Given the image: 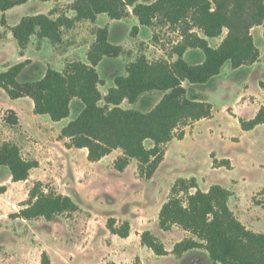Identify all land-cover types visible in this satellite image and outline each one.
I'll use <instances>...</instances> for the list:
<instances>
[{
	"label": "rangeland",
	"instance_id": "1",
	"mask_svg": "<svg viewBox=\"0 0 264 264\" xmlns=\"http://www.w3.org/2000/svg\"><path fill=\"white\" fill-rule=\"evenodd\" d=\"M75 1L31 0L0 13V73L28 61L18 82H36L48 69L61 72L72 62L87 63L96 29L104 27L108 28L109 42L123 47L125 52L115 59L104 58L97 66L103 82L99 86L102 96L114 86L116 77L126 74V65L141 56L149 63L177 60L175 52L184 44L185 25L165 23L159 17L152 26L142 27L133 15L121 21L110 20L106 15H100L95 22L81 21L71 29H63L59 43L33 36L21 57L11 28L24 17L39 14L51 15L52 19L60 15L73 17L71 8ZM155 1L139 0L142 4ZM3 18L5 25L1 23ZM135 27L138 31L133 33ZM226 34L224 30L219 38L208 39L209 46L217 48ZM255 36L264 52L263 39L259 40L261 33ZM184 59L197 65L204 61V54L199 49H188ZM261 83L264 65L232 69L230 63L206 84L184 82L190 100L211 104L212 117L175 130V138L164 146V160L150 180L139 176L135 160L123 172L117 171L115 161L122 156L120 150L90 163L87 150L68 148L69 140L59 138L61 130L81 112L79 100H72L67 119L52 122L47 115L34 114L31 99L11 100L0 89V146L15 145L23 159L38 163L28 180L18 183L12 182L7 168L0 167V186L6 189L0 195V264H40L42 253L48 255L52 264H213L203 248L181 257L171 254L175 244L192 235L178 226L168 231L158 226L159 210L172 197L179 179L195 181L203 192L215 185L228 190V206L236 219L248 230L264 234V126L244 132L239 124L240 119L251 120L257 108L264 105ZM162 97L161 92L148 93L135 104L123 102L121 108L149 112ZM9 110L18 116L19 124L15 127L3 121ZM182 132L184 137L180 141L177 136ZM144 145L151 148L152 142L146 141ZM223 160H229V167H219L218 162ZM37 182L45 192L69 196L79 210L51 221L15 218L25 208L29 192ZM194 192L195 189L189 190ZM178 195L185 199V193ZM110 219L115 228L129 224L127 239L110 233ZM146 231L157 238L168 255L156 256L141 244L140 235Z\"/></svg>",
	"mask_w": 264,
	"mask_h": 264
},
{
	"label": "trees",
	"instance_id": "2",
	"mask_svg": "<svg viewBox=\"0 0 264 264\" xmlns=\"http://www.w3.org/2000/svg\"><path fill=\"white\" fill-rule=\"evenodd\" d=\"M29 1L0 0V13ZM71 10L73 17L60 15L52 19L51 15L39 14L22 18L11 28L20 56L31 37L59 43L63 29H71L81 21L95 22L100 15L113 21L133 15L142 27L152 26L159 17L165 23L185 25L184 44L177 48L175 62L149 63L141 56L126 65V74L114 79V86L105 96L99 90L103 82L96 68L104 58L115 59L125 52L123 47L109 42L107 27L96 29L95 41L86 55L87 63L72 62L61 72L48 69L36 82H18L28 61L0 73V89L11 100L31 99L34 114L47 115L52 122L67 119L72 100H79L83 106L81 112L61 130L59 138L69 140L68 148L87 150L90 163L120 150L122 156L115 161L116 170L123 172L129 162L135 160L139 176L144 180H150L163 162L164 146L175 138L177 128L212 117L211 104L190 100L183 83L203 85L218 76L226 63H230L232 69H239L254 64L259 58L251 30L264 23V0H156L151 4H142L139 0H76ZM1 23L5 25L4 18ZM224 30L227 34L220 45L217 48L209 46L208 39L219 38ZM137 31L135 27L133 33ZM188 49L201 50L204 61L197 65L187 63L183 55ZM260 86L264 89V83ZM152 92H161L163 97L151 111L143 113L121 108L123 102L135 104L143 95ZM3 121L12 127L19 124L12 110ZM239 124L244 132L264 126V105L251 120L240 119ZM183 137L182 132L177 139ZM146 141L152 142L151 148L145 147ZM218 163L219 167L230 165L229 160ZM0 167L7 168L12 182L18 183L27 181L38 163L23 159L17 146L5 143L0 146ZM187 183L184 179L175 183L172 197L158 213V226L162 231L178 226L192 235L175 244L170 253L181 257L203 248L213 264H264V234L248 230L236 219L228 206L231 193L218 185L203 192L195 181ZM190 189L195 192L189 193ZM5 191V187L0 186V195ZM180 192L185 193V199L179 197ZM78 210L69 196L45 192L37 182L29 192L25 208L15 218L51 221L58 215ZM114 223L113 219L107 222L110 233L127 239L129 224L125 222L115 228ZM140 242L156 256L169 254L148 231L140 235ZM40 264H52L46 253H42Z\"/></svg>",
	"mask_w": 264,
	"mask_h": 264
},
{
	"label": "crops",
	"instance_id": "3",
	"mask_svg": "<svg viewBox=\"0 0 264 264\" xmlns=\"http://www.w3.org/2000/svg\"><path fill=\"white\" fill-rule=\"evenodd\" d=\"M31 1V0H30ZM29 1V2H30ZM50 3V2H49ZM104 16V15H103ZM261 31H263V32H261ZM256 33H261V35H262V38L260 39L259 38V40H262L261 41V43L264 45V23L261 25V26H257V27H254L252 30H251V35H252V38H253V41H254V44H255V46L257 47V49H258V51H259V58H258V60L254 63V64H252V65H250V66H243V67H248V68H254V67H258V66H261V65H264V52H261V50L259 49V47H258V45H257V42H256V36H255V34ZM124 49V48H123ZM88 50H89V48H88ZM125 50V49H124ZM185 58V53H184V55H183V59ZM185 60V59H184ZM240 68H242V67H240ZM239 68V69H240ZM263 106V105H262ZM260 109V107L259 108H257V110H256V113L258 112V110ZM17 115V114H16ZM256 115V114H255ZM199 122V121H198ZM197 123V122H196ZM195 124V123H194ZM193 124V125H194ZM192 125V126H193ZM192 126H189V127H192ZM181 141V140H180Z\"/></svg>",
	"mask_w": 264,
	"mask_h": 264
}]
</instances>
